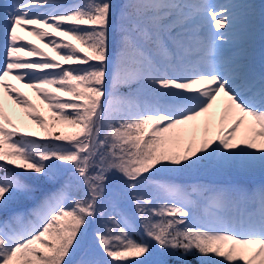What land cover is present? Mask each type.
Masks as SVG:
<instances>
[{
    "label": "snow or ice",
    "instance_id": "obj_1",
    "mask_svg": "<svg viewBox=\"0 0 264 264\" xmlns=\"http://www.w3.org/2000/svg\"><path fill=\"white\" fill-rule=\"evenodd\" d=\"M258 20L264 42V0H0V264H264Z\"/></svg>",
    "mask_w": 264,
    "mask_h": 264
},
{
    "label": "rangeland",
    "instance_id": "obj_2",
    "mask_svg": "<svg viewBox=\"0 0 264 264\" xmlns=\"http://www.w3.org/2000/svg\"><path fill=\"white\" fill-rule=\"evenodd\" d=\"M221 2H223V0H221ZM49 31H51V29H49ZM259 31H260V24L259 22L257 21V41H256V48H257V51H259V49L261 48L262 46V42L260 37H259ZM24 35H27L26 33H22ZM28 39H31L34 43L38 44L40 47H43L44 46V43H42L41 41L37 40L35 37H32V36H28L27 37ZM45 47V46H44ZM48 51H50L53 55H55V53L52 51L51 48H47L45 47ZM12 83H16L18 87L21 88L22 91H25L29 94V96L33 99L34 102H36L37 104H40V101L37 99L36 95L34 92H32L31 89H27L24 87V84L23 83H20V82H17L15 80H12L11 81ZM222 106V97L221 98H218V101H217V104H215L213 106V109L210 110V112L212 113H215L216 114V119L218 120V116H219V110H220V107ZM17 111L19 112L20 109H17ZM46 111V109H45ZM203 117L200 118L201 121H203ZM34 127V126H33Z\"/></svg>",
    "mask_w": 264,
    "mask_h": 264
},
{
    "label": "trees",
    "instance_id": "obj_3",
    "mask_svg": "<svg viewBox=\"0 0 264 264\" xmlns=\"http://www.w3.org/2000/svg\"><path fill=\"white\" fill-rule=\"evenodd\" d=\"M254 2L256 3V4H260V2H261V0H254ZM258 22H259V20H258ZM42 48H44V51H46V52H49L50 53V55H53L50 51H48L44 46L42 47ZM45 114L47 115L48 113H47V111H45ZM35 127V126H34ZM61 129L63 130V131H65V132H71L72 131V129L70 128V127H67V126H61ZM36 130H38V129H36Z\"/></svg>",
    "mask_w": 264,
    "mask_h": 264
}]
</instances>
